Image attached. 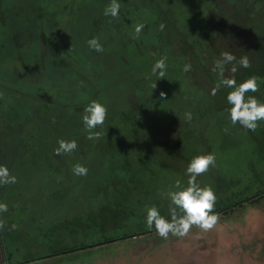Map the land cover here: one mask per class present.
<instances>
[{"label":"rangeland","instance_id":"374dc122","mask_svg":"<svg viewBox=\"0 0 264 264\" xmlns=\"http://www.w3.org/2000/svg\"><path fill=\"white\" fill-rule=\"evenodd\" d=\"M27 2L35 8L34 24L23 31L32 28L28 49L16 46L22 31L13 17L0 32L2 83L13 89L3 87V118L15 106L21 125L1 163L18 180L0 185V203L8 205L0 213L5 264H264V194L248 199L264 191V121L255 132L233 126L231 89L211 94L220 80L214 63L231 51L251 61L238 66L237 84L260 77L259 91L248 95L264 101V0H119L118 19L104 15L111 0ZM140 23L145 28L133 38ZM94 37L103 52L90 49ZM21 56L28 73L22 63L12 71ZM162 56L167 70L157 81L151 69ZM93 100L108 109L96 129L107 136L99 140L86 138L84 112L74 115ZM60 139H74L78 148L55 155ZM208 153L215 167L197 179L214 190V210L245 202L207 232L193 226L185 237L161 238L147 227V207L170 220V201L161 194L176 190V181L186 187L188 164ZM77 163L88 168L86 176L73 174ZM107 239L118 241L51 257Z\"/></svg>","mask_w":264,"mask_h":264},{"label":"clouds","instance_id":"9594fccd","mask_svg":"<svg viewBox=\"0 0 264 264\" xmlns=\"http://www.w3.org/2000/svg\"><path fill=\"white\" fill-rule=\"evenodd\" d=\"M121 4L119 0H111L110 4L105 7L104 15L111 16L113 19L119 18ZM111 22V21H109ZM164 25L160 24L161 31L164 30ZM145 28L143 23L135 26V35L133 38H139L141 32ZM90 49L97 53L103 52L104 48L99 42L98 38H92L88 41ZM167 57L162 56L157 60L152 69L151 75L157 77L158 80L164 79L167 70ZM232 65L230 72L231 78H225L224 72L226 65ZM238 66L242 68H250L251 61L247 55L241 56L239 59L232 54L231 51H224L220 57L215 61L212 68L213 72L218 73L220 80L212 89V95L221 87L231 89L227 95V102L230 107L227 109L230 115L233 126L241 125L244 129L255 132L259 127V122L264 121V101L259 100L253 95H248L249 92L255 93L260 88V77L255 75L249 77L242 83L237 84L235 74ZM183 72L188 73L192 71V65L186 63L183 66ZM156 82L152 84V88L156 89ZM167 94L160 92V99L165 100ZM108 109L105 105L97 100H93L84 108V114L81 119L87 132L88 140H99L107 136V132L97 131V128H103L105 120L107 119ZM184 119L189 123L192 120V113L186 112ZM58 147L54 150L55 155L71 154L78 148L76 140L67 141L60 139L57 141ZM216 156L214 153L200 154L192 158L187 166L186 174L188 175L187 186L181 185L180 181H176L174 188L176 190H168L162 193L170 201L169 215L170 220L161 215L159 209L152 205L147 207L146 223L149 229L155 227L157 234L167 240L169 235L175 237H185L193 226L200 228L207 232L213 229L220 218V214L216 212L215 204L217 196L210 185L201 187L198 182V176L207 173L210 168L215 167ZM72 172L76 176H86L88 168L82 164H75ZM17 177L12 175L10 170L5 165H0V185H9L17 183ZM8 205L0 203V213L7 212ZM5 227V221L0 220V230ZM17 225L12 224L11 228L15 230Z\"/></svg>","mask_w":264,"mask_h":264},{"label":"crops","instance_id":"0c3cea01","mask_svg":"<svg viewBox=\"0 0 264 264\" xmlns=\"http://www.w3.org/2000/svg\"><path fill=\"white\" fill-rule=\"evenodd\" d=\"M34 6L33 3H28L27 0H0V32H2L1 24L3 22L8 25V20L5 17H13L14 21L12 20L11 25L14 26L16 24V29L19 31H26L28 30V25L32 26L33 23V15L35 14L31 10H33ZM35 10V8H34ZM28 21H30L28 23ZM30 28L29 31H31ZM24 40V39H22ZM18 44L21 39L17 40ZM28 41V40H27ZM23 43V42H22ZM0 45H1V34H0ZM17 46V45H16ZM27 45H23L26 47ZM2 69L0 68V165H2V156L4 154L12 153V149L9 147L11 146L14 128L18 127L20 121L15 119H4V115L2 113V101H3V87H2ZM21 126V125H20ZM6 138V142L3 139ZM11 139V140H10ZM5 151V152H4ZM1 220V217H0ZM4 238L3 232L0 230V264H5L6 257L4 253Z\"/></svg>","mask_w":264,"mask_h":264},{"label":"trees","instance_id":"16d2710c","mask_svg":"<svg viewBox=\"0 0 264 264\" xmlns=\"http://www.w3.org/2000/svg\"><path fill=\"white\" fill-rule=\"evenodd\" d=\"M31 31H29L28 33H24V32H20V33H17L16 35H14V37H13V39L15 38V42H16V45H17V47H21V49H28V46H26V47H23V45L25 44V45H27V43L24 41L25 40V38H28V34H30V35H32V32L30 33ZM46 32H45V29H43V31H42V35L43 36H45V37H47L46 36V34H45ZM30 38V37H29ZM18 39H21V41L23 42H20L19 44L17 43L18 41ZM22 39H24V40H22ZM24 61H25V59H24V57H22L21 56V60L18 62V65H17V63H15V65H14V69L12 70V71H19V65L22 63V65H21V67H23L26 63H24ZM25 69L26 70H24V71H26V73H28L29 72V70L27 69V65H25ZM9 71V70H8ZM12 71H10V72H12ZM8 81H10V80H8ZM2 87H5V89H7L8 91H13V89L9 86V85H7V84H5L4 86L2 85ZM94 87H96V86H94ZM71 91H73V89L71 90ZM90 102H92V101H87L86 103H80V105L78 106V108L76 109V112L77 113H79L78 115H76V114H74L75 116H80V114L82 113V112H84V108L90 103ZM129 105V104H128ZM17 112H18V110H17V108L14 106H12V107H10V111L7 113V114H14V117L16 118V120H18L19 118H18V114H17ZM7 116V118L6 119H12V116ZM39 116H37V115H34V116H32L31 118H34V120L35 119H37ZM14 118V119H15ZM73 124H74V128H79V123L77 122V121H73ZM18 127H20V126H18ZM74 130V129H73ZM73 132V133H72ZM75 133H74V131H68L67 132V134H65V136L66 135H68V136H72V135H74ZM84 149V148H83ZM263 194H264V191H262V192H260V193H258V194H256V195H254V196H252L251 197V199L250 198H248L249 200H254L255 202L256 201H258V200H260L262 197H263ZM245 202V200L244 201H240V202H238V203H235V204H233V205H231V206H228V207H225V208H223V209H217V210H215L216 212H218L220 215L221 214H227V213H229V212H232V211H234L235 210V207L236 206H241L243 203ZM137 235H140V234H137ZM133 236V235H132ZM132 236H125L124 238H131ZM120 239H123V238H120ZM119 239V240H120ZM115 241H118V239H107V240H104V241H100V242H97V243H95V244H92V245H89V246H84V245H81V246H77V247H75V246H73V247H69V248H66L65 250H63V251H60V252H58V253H55V254H53L51 257H53V256H57V255H60V254H65V253H69V252H74V251H79V250H83V249H86V248H89V247H95V246H100V245H103V244H108V243H113V242H115ZM48 257H50V256H48ZM47 258V257H46Z\"/></svg>","mask_w":264,"mask_h":264},{"label":"water","instance_id":"95a60500","mask_svg":"<svg viewBox=\"0 0 264 264\" xmlns=\"http://www.w3.org/2000/svg\"><path fill=\"white\" fill-rule=\"evenodd\" d=\"M7 264H10V263H7Z\"/></svg>","mask_w":264,"mask_h":264},{"label":"flooded vegetation","instance_id":"af4514ba","mask_svg":"<svg viewBox=\"0 0 264 264\" xmlns=\"http://www.w3.org/2000/svg\"><path fill=\"white\" fill-rule=\"evenodd\" d=\"M116 242V241H115Z\"/></svg>","mask_w":264,"mask_h":264}]
</instances>
